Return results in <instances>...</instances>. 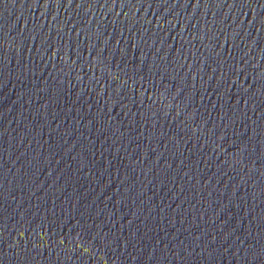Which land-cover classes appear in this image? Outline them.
Instances as JSON below:
<instances>
[{"label": "water", "instance_id": "95a60500", "mask_svg": "<svg viewBox=\"0 0 264 264\" xmlns=\"http://www.w3.org/2000/svg\"><path fill=\"white\" fill-rule=\"evenodd\" d=\"M0 264H264V0H0Z\"/></svg>", "mask_w": 264, "mask_h": 264}]
</instances>
